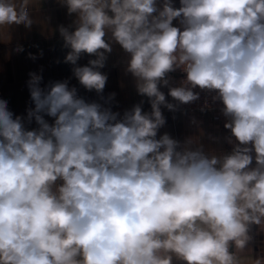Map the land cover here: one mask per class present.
<instances>
[{
    "label": "clouds",
    "instance_id": "clouds-1",
    "mask_svg": "<svg viewBox=\"0 0 264 264\" xmlns=\"http://www.w3.org/2000/svg\"><path fill=\"white\" fill-rule=\"evenodd\" d=\"M64 3L78 15L75 31H59L79 83L103 93L111 32L151 111L141 101L121 117L67 81L42 88L37 73L27 120L38 128L27 130L0 99V264H172V254L240 264L230 246L245 249L249 226L264 220V0ZM32 23L29 0H0V26ZM84 53L96 58L77 66ZM177 69L186 79L168 95L187 105L200 98L197 87L216 92L238 141L230 154L157 139L161 106L178 107L160 90Z\"/></svg>",
    "mask_w": 264,
    "mask_h": 264
},
{
    "label": "crops",
    "instance_id": "crops-1",
    "mask_svg": "<svg viewBox=\"0 0 264 264\" xmlns=\"http://www.w3.org/2000/svg\"><path fill=\"white\" fill-rule=\"evenodd\" d=\"M18 2V0H16ZM175 7H180L178 2L172 1ZM29 15L33 23L30 28L20 25L0 26V99L8 102L9 110L15 116H21L25 128L32 130L38 128L35 120H27V109L33 107L27 82L29 73L42 75L41 87L46 88L51 83L67 81L69 88L75 87L77 95L97 94L95 90L85 89L73 74V65L65 63V57L70 51L64 46V40L60 34L63 26L69 31H75L78 22L76 13L69 14L64 0H29ZM176 20L173 26H176ZM111 47V53H106L105 66L99 69L107 75L106 86L103 93L115 94L113 100L120 104L122 112L131 110L133 106L142 104V110L151 111L148 98L137 93L136 79L127 72L130 54L111 38V32L105 37ZM22 47L23 51L16 49ZM29 54L36 57L31 59ZM95 56L82 54L77 61V66H86L88 61ZM169 85L161 86L160 90L165 94L166 100L173 104L177 101L168 95L170 87L181 84L179 76L168 74ZM161 111L166 119L165 125L159 129L157 139L167 133L181 143L191 140L189 147L202 148L208 156L222 157L230 154L238 143L231 136V131L224 127L229 118L224 117L215 121L211 113L206 111L189 112L181 108V104L173 110L161 106ZM45 119L51 124L54 118L45 115ZM231 139V143L229 140ZM62 181H57L58 188ZM248 245L243 250L230 246V251L235 253L240 264H254L257 258L264 259V220L261 224L249 226ZM172 264H187L186 261L172 254Z\"/></svg>",
    "mask_w": 264,
    "mask_h": 264
},
{
    "label": "built area",
    "instance_id": "built-area-1",
    "mask_svg": "<svg viewBox=\"0 0 264 264\" xmlns=\"http://www.w3.org/2000/svg\"><path fill=\"white\" fill-rule=\"evenodd\" d=\"M178 2L180 4V0H172ZM158 5L162 4V0H157ZM177 27H179V21L176 20ZM172 75L179 76L181 82L186 79V73L182 69H177L174 72H171ZM195 92L199 93V99L193 103L184 105L181 104V108L183 110H187L189 112L195 111H206L212 114L213 119L215 121H219L223 119L225 116L223 115L222 109L224 107L223 103L219 100H214L213 97L216 96V92L208 91V90H201L199 87L194 89ZM81 98L85 99L86 102H98L104 105L105 107H110L113 112H117L120 116H123L122 107L120 104L116 103L113 98L106 93L101 94H82ZM250 146V145H249ZM253 163L249 166L250 168L256 167L255 162V153L253 151Z\"/></svg>",
    "mask_w": 264,
    "mask_h": 264
}]
</instances>
